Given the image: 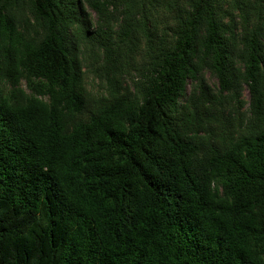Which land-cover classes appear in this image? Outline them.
I'll return each mask as SVG.
<instances>
[{
  "label": "trees",
  "instance_id": "16d2710c",
  "mask_svg": "<svg viewBox=\"0 0 264 264\" xmlns=\"http://www.w3.org/2000/svg\"><path fill=\"white\" fill-rule=\"evenodd\" d=\"M0 264H264V0H0Z\"/></svg>",
  "mask_w": 264,
  "mask_h": 264
},
{
  "label": "rangeland",
  "instance_id": "374dc122",
  "mask_svg": "<svg viewBox=\"0 0 264 264\" xmlns=\"http://www.w3.org/2000/svg\"><path fill=\"white\" fill-rule=\"evenodd\" d=\"M209 78V81L211 82V83H214V77H212V76H209L208 77ZM98 81L97 80H95L94 78H88V86H89V88H91V89H93V90H97V88H98ZM21 86H22V88H24L25 90H27V88H26V85H25V82L24 81H22L21 82ZM245 97H247V92L245 91Z\"/></svg>",
  "mask_w": 264,
  "mask_h": 264
}]
</instances>
